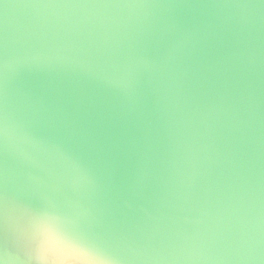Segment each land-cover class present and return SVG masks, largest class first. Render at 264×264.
Returning a JSON list of instances; mask_svg holds the SVG:
<instances>
[{
	"label": "water",
	"instance_id": "1",
	"mask_svg": "<svg viewBox=\"0 0 264 264\" xmlns=\"http://www.w3.org/2000/svg\"><path fill=\"white\" fill-rule=\"evenodd\" d=\"M142 2H0V191L24 199L51 178L71 193L79 177L76 194L127 231L132 259L163 248L264 264V0ZM100 31L113 56L81 43ZM141 47L151 67L136 74ZM5 257L16 264L14 248Z\"/></svg>",
	"mask_w": 264,
	"mask_h": 264
},
{
	"label": "snow or ice",
	"instance_id": "2",
	"mask_svg": "<svg viewBox=\"0 0 264 264\" xmlns=\"http://www.w3.org/2000/svg\"><path fill=\"white\" fill-rule=\"evenodd\" d=\"M2 2V0H0ZM43 6L71 8H125L142 4V0H37ZM87 51L97 57L107 58L119 51L107 31L80 36ZM6 47V40H0ZM136 74L151 65L145 59V48L130 52ZM7 63L0 62V70ZM107 83L127 88L126 79L94 76ZM0 124L6 135V113H0ZM66 155V154H65ZM67 156V155H66ZM70 158V157H69ZM71 159V158H70ZM73 167L78 166L73 161ZM80 178L70 183L72 192L65 191L55 179H36V191L24 199L10 201L7 191H0V250H16V264H214L187 254H177L163 248L129 257L127 231L119 227L100 224L91 208L77 193ZM15 214L16 224L10 226V216ZM7 261V257L4 258Z\"/></svg>",
	"mask_w": 264,
	"mask_h": 264
},
{
	"label": "clouds",
	"instance_id": "3",
	"mask_svg": "<svg viewBox=\"0 0 264 264\" xmlns=\"http://www.w3.org/2000/svg\"><path fill=\"white\" fill-rule=\"evenodd\" d=\"M125 8H135V9H148L149 6L146 4H130L124 6ZM0 264H7V261L4 258H0Z\"/></svg>",
	"mask_w": 264,
	"mask_h": 264
}]
</instances>
